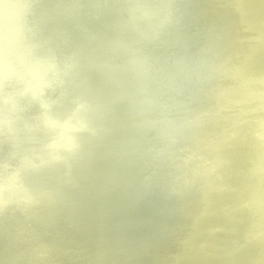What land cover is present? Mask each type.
Masks as SVG:
<instances>
[{
    "label": "bare ground",
    "instance_id": "6f19581e",
    "mask_svg": "<svg viewBox=\"0 0 264 264\" xmlns=\"http://www.w3.org/2000/svg\"><path fill=\"white\" fill-rule=\"evenodd\" d=\"M46 1L0 0L5 52L26 38L78 60L11 132L0 103V264H264V178L233 162L264 168L251 137L264 131V0H165L175 18L144 47L151 108L126 71L101 67L123 64L109 42L128 0ZM178 59L198 76L174 78Z\"/></svg>",
    "mask_w": 264,
    "mask_h": 264
},
{
    "label": "clouds",
    "instance_id": "9594fccd",
    "mask_svg": "<svg viewBox=\"0 0 264 264\" xmlns=\"http://www.w3.org/2000/svg\"><path fill=\"white\" fill-rule=\"evenodd\" d=\"M175 9L165 0H128L123 7L118 35L109 42V50L123 57L122 65H101L113 73L123 70L138 84V91L149 108L157 103L147 98L154 66L144 52V47L158 41L175 18ZM78 68L75 56L63 62L43 51L42 46L28 39L20 42L14 50L5 52L0 48V103L6 106L5 124L11 132L25 101H38L48 107L49 90L63 87ZM173 77L191 80L198 76V69L178 59L173 64ZM8 90L4 92V89Z\"/></svg>",
    "mask_w": 264,
    "mask_h": 264
},
{
    "label": "water",
    "instance_id": "95a60500",
    "mask_svg": "<svg viewBox=\"0 0 264 264\" xmlns=\"http://www.w3.org/2000/svg\"><path fill=\"white\" fill-rule=\"evenodd\" d=\"M9 1V3H10V6L12 7H14V9H15V4L17 3V2H19L20 3V0H8ZM22 1V0H21ZM30 2H31V4H33V5H38V4H46V3H48L46 0H44L43 2H35V0H30ZM68 13L69 14H71V11H68ZM34 25H37V24H34ZM0 27H2V28H4V19H2V18H0ZM18 29L20 30V31H24V30H26V26H24L23 24H19V26H18ZM0 48H2V45L0 44ZM3 49V48H2ZM5 51V50H4ZM8 90V89H7ZM6 90V91H7ZM0 95H2V93H0ZM48 100V99H47ZM48 102H49V100H48ZM224 110H227L226 108H223ZM184 111H186V109H183ZM47 115V117L46 118H48V113H47V111L45 112V116ZM46 118H45V123H47V124H50V125H53V126H55V127H58V128H63L64 127V123L63 122H61V121H56V120H53L52 118H50V119H47L46 120ZM84 130L83 129H81V128H76V132H80V133H82ZM252 140H253V142L254 143H258L256 140H258V141H260L261 142V140H263L264 139V131L262 130V131H256V132H253L252 133ZM195 138V137H194ZM263 142H264V140H263ZM253 152H254V154H256V155H258V156H262V157H264V149L261 147V145L259 144V145H256L255 146V148L253 149ZM177 156L179 157V158H182V159H193L198 165H201V166H204V167H209L210 165H211V161H209V160H207V159H204V158H201L200 156H198V155H193V156H189L184 150L182 151V149L180 148V147H178L177 148ZM244 156H240V154H238V155H236L234 158H233V162L235 161L237 164H240V165H242V167H243V170L244 171H246V173L252 178V179H256L257 180V178H258V176H260V177H262V178H264V168L263 167H259V174H257V173H255V171H254V168H251V167H249L248 165H246V160H245V158H243ZM0 167L1 168H6V169H8V167H9V165H7L6 163H2V162H0ZM220 171L223 173V175L224 176H228L229 175V167L227 166V164H224V167H222V168H220ZM190 181H195V178H193V177H189L188 178ZM2 181H3V177L2 176H0V184H2ZM210 187L211 188H216V186H215V184L213 183V182H210ZM230 190L231 191H233V192H236L237 190L236 189H234V188H230ZM170 193L172 194V195H174V196H176L177 195V192L173 189V188H171L170 189ZM252 203H254L255 205L257 204V201L256 200H254V199H251L250 200ZM210 206H211V204H209ZM225 208L227 209V210H231V208H230V206H228V205H226L225 206ZM215 245H216V247H218V248H225V244H220V242H216L215 241V243H214ZM175 253V252H174ZM41 255H42V257H46V256H48V254L46 253V252H43V253H41ZM106 263H109V260H107L106 261Z\"/></svg>",
    "mask_w": 264,
    "mask_h": 264
}]
</instances>
